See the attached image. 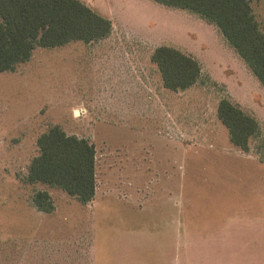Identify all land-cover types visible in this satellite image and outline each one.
<instances>
[{"label": "rangeland", "instance_id": "374dc122", "mask_svg": "<svg viewBox=\"0 0 264 264\" xmlns=\"http://www.w3.org/2000/svg\"><path fill=\"white\" fill-rule=\"evenodd\" d=\"M81 1L111 20L107 37L36 46L0 71V264H264V87L196 13ZM251 5L264 29V0ZM163 44L199 61L194 85L163 86L150 59ZM223 97L260 123L248 151L217 117ZM56 124L95 147L94 202L26 181Z\"/></svg>", "mask_w": 264, "mask_h": 264}, {"label": "trees", "instance_id": "16d2710c", "mask_svg": "<svg viewBox=\"0 0 264 264\" xmlns=\"http://www.w3.org/2000/svg\"><path fill=\"white\" fill-rule=\"evenodd\" d=\"M154 1L186 9L214 24L264 87V29L251 0ZM111 30V20L81 0H0V71L14 70L31 57L36 46L57 47L77 40L91 43ZM150 59L170 90L189 88L201 76L199 61L174 46L155 47ZM216 113L230 142L248 151L251 138L260 133L259 121L226 97L219 99ZM36 143L39 152L29 163L26 181L57 186L82 204L89 203L96 192L94 145L57 124L42 132ZM33 202L45 212L54 208L45 190H37Z\"/></svg>", "mask_w": 264, "mask_h": 264}, {"label": "crops", "instance_id": "0c3cea01", "mask_svg": "<svg viewBox=\"0 0 264 264\" xmlns=\"http://www.w3.org/2000/svg\"><path fill=\"white\" fill-rule=\"evenodd\" d=\"M96 186H97V183H96ZM96 192H97V188H96ZM96 192H95V195H94L93 199L91 200V202H94V199H95V196H96Z\"/></svg>", "mask_w": 264, "mask_h": 264}]
</instances>
